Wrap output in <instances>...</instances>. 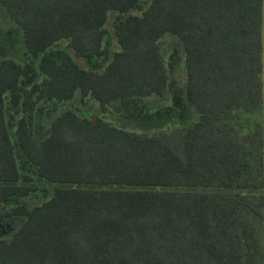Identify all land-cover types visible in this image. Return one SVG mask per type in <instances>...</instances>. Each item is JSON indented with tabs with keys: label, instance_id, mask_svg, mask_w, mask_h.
<instances>
[{
	"label": "trees",
	"instance_id": "16d2710c",
	"mask_svg": "<svg viewBox=\"0 0 264 264\" xmlns=\"http://www.w3.org/2000/svg\"><path fill=\"white\" fill-rule=\"evenodd\" d=\"M142 2L0 0L23 51L0 57V223L17 222L0 235V264H254L264 132L256 123L238 135L233 119L260 103L264 0H148L130 13ZM109 11L119 50L98 71ZM166 34L182 48L184 102L167 98L141 123L195 113L172 135L177 146L69 107L32 131L40 100L56 106L77 92L104 110L165 96ZM62 39L89 69L52 47ZM38 182L49 195L27 207L20 199Z\"/></svg>",
	"mask_w": 264,
	"mask_h": 264
},
{
	"label": "rangeland",
	"instance_id": "374dc122",
	"mask_svg": "<svg viewBox=\"0 0 264 264\" xmlns=\"http://www.w3.org/2000/svg\"><path fill=\"white\" fill-rule=\"evenodd\" d=\"M148 0H143L140 4L139 9L131 10L130 13L139 15L141 11L147 5ZM117 13L115 11H109L107 13V18L103 24V35L101 39V45L107 44L108 57L102 62L101 56H99L98 63L101 66L98 68L100 71L105 63L108 61L110 53L119 50V45L116 42V38L113 34V21ZM11 23L6 18L3 10L0 7V57L8 56L16 60H22L23 51L21 46L16 40H10L8 38V31L11 28ZM17 39V38H16ZM158 51L160 57L163 61L164 71L166 75V88L165 96L156 97L151 95L146 98H136L135 101H131L130 104L125 102L111 104L104 110L100 108L97 101L90 98L89 95L80 97L76 92L74 97L68 101L61 102V104L51 105L48 101L40 100L36 108L38 110V116L36 118L35 124L33 123L32 131L35 134H43L47 128V124L51 117L64 108H71L79 117L94 119L96 117H101L111 124H115L125 130L138 135H152V136H164L168 138L167 141L170 145L177 146L178 139L172 135L176 134L179 128L185 127L188 123L195 120V113L181 111L180 114L175 113L168 122L162 126H157L153 121H148L144 124L141 123V119L144 114H146V109L152 106H158L162 108L161 103L168 98V106L174 104L175 101L181 104L184 102V84H185V70L183 64V52L179 40L170 34H166L159 38L157 41ZM53 48L63 49L67 54H69L72 59L79 65V67L84 69H89L90 66L85 63L81 58H76L73 55L72 49L67 46V40L62 39L57 41ZM258 81L260 84L259 88V106L252 112L239 114L234 121H236L235 129L238 135H245L248 130L252 129V125L258 123L261 125V129L264 132V66H262L260 73L258 75ZM169 96V97H168ZM132 106V107H128ZM256 121V122H254ZM166 138V139H167ZM51 187L48 183L36 184V189L21 198L20 200L25 203L27 207H31L35 204L41 203L49 195ZM7 223V221H6ZM254 224L255 239L257 243L256 252L252 259L254 264H264V229L261 220H257ZM17 225L16 221H10L7 224L0 223V235L4 236L11 232ZM250 264V262H249Z\"/></svg>",
	"mask_w": 264,
	"mask_h": 264
}]
</instances>
